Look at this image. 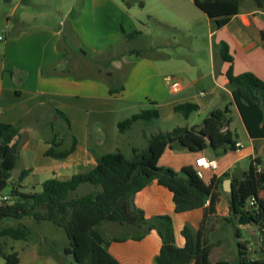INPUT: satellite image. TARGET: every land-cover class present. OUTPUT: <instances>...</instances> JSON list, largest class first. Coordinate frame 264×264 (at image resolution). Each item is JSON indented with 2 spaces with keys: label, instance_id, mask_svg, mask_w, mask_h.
Segmentation results:
<instances>
[{
  "label": "crops",
  "instance_id": "obj_1",
  "mask_svg": "<svg viewBox=\"0 0 264 264\" xmlns=\"http://www.w3.org/2000/svg\"><path fill=\"white\" fill-rule=\"evenodd\" d=\"M32 1L16 0L15 7L17 10L23 5L29 7ZM188 4L178 0L168 3L167 7L175 8L179 19H182L186 10L183 8ZM62 8L65 9H61L63 15L56 28L33 26L19 31L10 30L5 40L0 73V123L17 124L21 121L23 124L20 173L16 175L27 172L23 185L34 189L52 178L66 181L75 175L91 172L102 158L117 151L131 157L133 149L146 148L148 139L154 134L170 132L176 127L199 129L213 111L228 108L232 134L234 117L240 120L245 130L244 140L238 133L236 138L233 136L236 144L243 145L242 148L217 157L211 149L192 152L176 147L167 150L159 160L160 166L180 172L186 166L196 169V161L202 156L216 159L219 169L203 170L202 178L206 185L213 183L215 211L212 212L210 204H205L199 209L176 212L174 194L158 181L140 191L135 203L147 218L171 216L178 247L185 246L182 230L189 225L200 237L203 249L208 250L211 262L240 264L239 254L230 256L224 236L234 230L230 222L231 192L226 190V180L244 179L257 159H261L264 168V138L253 139L247 131L227 78L231 64L222 59L221 46L222 43L229 46L235 75L253 73L264 80V9L258 7L254 0H245L240 12L219 30L207 16L208 63L188 60L185 65L175 67L177 70L172 75L168 72L167 63H163L167 60H142L139 51H126L122 47L128 44L132 33L142 34L129 14L135 8L134 2L73 0ZM141 8H144L143 4ZM22 12V22L26 23L31 14L24 7ZM165 22L186 27L185 23L178 21ZM164 58L169 59L167 62L172 61L171 54H165ZM91 70L100 76L89 74ZM123 73H127L125 79H122ZM168 79L178 82L180 89L173 92ZM186 103L197 105L199 110L188 119L183 117L184 120L178 119L169 126L174 118H178L175 107ZM150 109H157L160 117L150 123L137 122L126 132L119 130V123ZM57 110L68 116L70 127L60 119ZM162 119L166 121H160ZM44 128L42 135L39 129ZM59 134L65 138L64 148L72 146L73 137L77 142L74 152L62 160L46 154L53 141H58ZM98 190L101 188L83 185L73 196H84ZM259 197H264V191ZM238 228L239 242L250 249L251 256L264 259L259 256L260 248L255 241L257 236L260 237L258 230L243 225ZM101 231L105 236L97 231L93 235L120 264H155L162 247L156 230L148 232L141 240L131 238L135 235L133 228L114 223L103 224ZM243 232L251 240L249 245L243 238ZM115 237L128 238L117 242L112 240Z\"/></svg>",
  "mask_w": 264,
  "mask_h": 264
},
{
  "label": "trees",
  "instance_id": "obj_2",
  "mask_svg": "<svg viewBox=\"0 0 264 264\" xmlns=\"http://www.w3.org/2000/svg\"><path fill=\"white\" fill-rule=\"evenodd\" d=\"M244 1L194 0V3L214 21L215 28L219 30L240 12ZM254 1L258 7L264 9V0ZM139 34L132 33L130 39ZM262 40L264 43V32ZM221 55L225 62L231 64L227 78L250 137L264 138V80L253 73L235 75L234 58L229 53L227 43H222ZM198 110L197 105L190 103L175 107V112L186 119ZM57 114L70 127L68 116L59 110ZM159 117L157 109L143 110L119 123L118 128L121 132H126L137 122L150 123ZM231 123V111L228 108L215 110L195 131L188 127H176L170 132L154 134L148 139L147 147L142 150L133 149L131 157L117 151L102 158L91 172L75 175L66 181L57 178L45 181L40 192L24 191L22 182L27 172L23 171L18 179L13 177V172L19 168L22 122L0 123V190L11 185L9 198L0 205V223L8 219L19 221L24 218L53 222L66 231L70 241L66 253L74 257L75 264H120L93 235L94 231L104 235L101 226L106 223L133 228L135 235L131 238L135 240H141L148 232L156 230L160 235L162 247L155 258V264H230L228 261L211 262L208 250L203 249L200 237L189 225L182 230L185 246L178 247L171 216L147 218L145 212L136 205L135 197L152 182L158 181L174 194L176 212L202 208L208 199L211 200L210 209L212 212L215 211L212 202L213 183L206 185L198 176L196 169L191 166L176 172L160 166L159 160L167 150L176 147L192 152L211 149L217 157L236 150V142L229 129ZM64 142L63 137L53 141L46 153L47 156L60 160L67 158L74 152L77 142L73 137L70 148H64ZM255 162L261 164V159ZM86 184L100 187L101 190L74 197L73 194ZM262 191L264 173H258L254 163L244 179L233 180L230 222L237 238L241 236L239 225L255 227L259 232L263 230L264 197H259ZM252 197L259 199L260 206L258 209L248 211L246 205ZM29 236L28 227L22 223L0 227V238L27 240ZM127 238L115 237L112 240L122 242ZM238 247L240 264H264V259L249 258L248 248L244 243L239 242ZM0 254L3 255L5 264H20L17 252L7 254L0 250Z\"/></svg>",
  "mask_w": 264,
  "mask_h": 264
},
{
  "label": "rangeland",
  "instance_id": "obj_3",
  "mask_svg": "<svg viewBox=\"0 0 264 264\" xmlns=\"http://www.w3.org/2000/svg\"><path fill=\"white\" fill-rule=\"evenodd\" d=\"M179 1H187L189 3L187 8H183L186 10L182 16L183 18L181 17L182 19H179L180 16L177 15L175 8L169 9L167 7L168 3H175L178 0H132L135 3V8L129 14L135 19L136 28L141 30L142 34L133 36L128 44L122 45L126 51L131 49L139 51L142 60L149 61L152 58L158 61H169V59L164 57L165 54H171L172 61L163 63H167L168 72L172 75L177 70L175 67L185 65V62H188V60L199 61L201 64L208 63L210 54L208 26L206 22L207 15L194 4L193 0ZM68 2L72 3L73 0H33L32 5L29 7L22 6V8L24 7L31 14V19L25 23L22 22L24 16L22 8L17 10L15 7L16 0H0V73L2 72L3 50L6 43L5 40L9 36L8 32L10 30H24L33 26L56 28L59 26L63 15L62 10L65 9L62 7H65ZM141 4L144 5V8H141ZM166 20L185 23L186 27L182 25L180 27H176V25L172 26L167 24ZM139 21L142 23H139ZM128 68L126 69L127 72ZM65 74H68V71ZM80 74H84V72ZM89 74L100 76L98 72L92 70ZM126 74H122V79L126 78ZM177 117L172 120L169 126L174 125L178 119L184 120L181 114H178ZM234 118L235 122L232 125L233 136L236 138V134L238 133L240 138L244 140L246 135L243 125L240 120L236 117ZM160 121L164 122L166 120L162 119ZM44 130L45 128L39 129L42 135L44 134ZM59 131L63 133L62 129H59ZM62 137L63 134H59L57 140ZM129 142L131 143L132 141L130 140ZM24 183L22 182V184ZM84 186L93 187L89 184ZM41 190L42 187H36L35 189L32 187L24 188L26 192H40ZM10 191L11 185L1 189L0 200L4 197L9 198ZM83 191L81 190V192ZM19 223L28 227L30 232L29 238L27 240H15L11 237H1L0 250L2 252L7 254L17 252L20 257V264H75L74 257L66 253V249L70 247V241L66 231L62 227L50 221H37L32 218H24L19 221L8 219L0 223V227L18 225ZM224 236L230 256H238L239 238L235 235V229L226 232ZM243 238L248 240L247 244L249 245L251 240L245 232H243ZM249 251L250 249L248 248ZM251 254L249 252L248 256L250 257ZM258 254L264 258V249L259 251ZM0 264H5L2 254H0Z\"/></svg>",
  "mask_w": 264,
  "mask_h": 264
},
{
  "label": "built area",
  "instance_id": "obj_4",
  "mask_svg": "<svg viewBox=\"0 0 264 264\" xmlns=\"http://www.w3.org/2000/svg\"><path fill=\"white\" fill-rule=\"evenodd\" d=\"M168 84H169V87L170 89L173 91V92H176L180 89V84L178 82H174L173 80L171 79H168ZM243 145L241 143H237L236 144V149H240L242 148ZM254 164L256 166V169H257V172L258 173H264V168L261 164H258L254 161ZM196 171H197V174L200 178H203V170H212V171H217L219 169V163L216 159H210L208 157H200L197 159L196 161ZM8 198L7 197H4L3 199L0 200V205L3 203V201L7 200ZM206 205H209L210 204V199H208L205 203ZM260 206V201L258 198L256 197H252L251 199L248 200L247 202V205H246V210L248 211H251L253 209H258ZM259 232V231H258ZM259 236H260V241H259V244H260V248L264 249V228L261 232H259ZM251 260H254L256 259L255 257L253 256H250L249 257Z\"/></svg>",
  "mask_w": 264,
  "mask_h": 264
},
{
  "label": "water",
  "instance_id": "obj_5",
  "mask_svg": "<svg viewBox=\"0 0 264 264\" xmlns=\"http://www.w3.org/2000/svg\"><path fill=\"white\" fill-rule=\"evenodd\" d=\"M197 128L196 127H192L190 128L191 131H195ZM16 173H20V170L19 169H16L14 172H13V177L15 179H18L20 178V175H16ZM226 190L229 191V192H232L233 191V182L232 180L228 179L226 180ZM258 247L260 246L259 244V241H260V237L257 236V239H255ZM260 248V247H259Z\"/></svg>",
  "mask_w": 264,
  "mask_h": 264
}]
</instances>
